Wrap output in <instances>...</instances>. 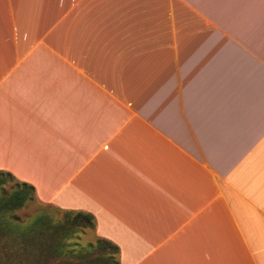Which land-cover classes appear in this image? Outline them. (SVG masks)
Segmentation results:
<instances>
[{
  "label": "crops",
  "instance_id": "0c3cea01",
  "mask_svg": "<svg viewBox=\"0 0 264 264\" xmlns=\"http://www.w3.org/2000/svg\"><path fill=\"white\" fill-rule=\"evenodd\" d=\"M0 170L119 264H264V0H0Z\"/></svg>",
  "mask_w": 264,
  "mask_h": 264
},
{
  "label": "trees",
  "instance_id": "16d2710c",
  "mask_svg": "<svg viewBox=\"0 0 264 264\" xmlns=\"http://www.w3.org/2000/svg\"><path fill=\"white\" fill-rule=\"evenodd\" d=\"M14 177L0 170V250H4L8 242L17 246L14 253L9 251L2 255L0 252V263L6 257L15 264H25L26 261L33 264H119V260L114 257L119 255V248L105 239H100L95 246L90 245L85 251L74 252L67 248L66 240L79 228L96 227L91 214L75 212V216L71 217L73 211H70L66 221L54 222L48 215L41 213L28 223L18 222L13 217L14 213L26 206L35 189L28 183L17 182L15 188L7 192L6 186Z\"/></svg>",
  "mask_w": 264,
  "mask_h": 264
},
{
  "label": "rangeland",
  "instance_id": "374dc122",
  "mask_svg": "<svg viewBox=\"0 0 264 264\" xmlns=\"http://www.w3.org/2000/svg\"><path fill=\"white\" fill-rule=\"evenodd\" d=\"M14 179L10 180L9 183L7 184L6 186L7 192L10 191L12 188H15L17 182H22L16 177H14ZM68 212L70 211H64L56 206L44 204L37 198L36 194L34 193L31 199L26 204V206L21 210L15 212L13 217L18 222L25 224L28 223L33 218H35L38 214L44 213L48 215L54 222H60L64 220L66 221ZM70 215L71 217H74L75 211L71 212ZM100 239L103 238L97 235L95 228H79L76 232L72 234V237L70 239L66 240V243H67V248L70 251H74V252L77 250L85 251L89 249L90 245L95 246ZM5 244H6L5 249L2 250L1 248L0 250L2 255L5 252H9V251H12L13 253L16 252L17 246H14L13 243L8 242ZM107 250L109 251L108 248ZM94 252L96 253L95 256H97V251L94 250ZM114 257L115 260H119V255H114ZM5 262H7V264H15L14 261H12L11 259H7L6 257L1 259L0 264H3ZM25 264H33V263L30 261H26ZM49 264H53V263H49Z\"/></svg>",
  "mask_w": 264,
  "mask_h": 264
}]
</instances>
